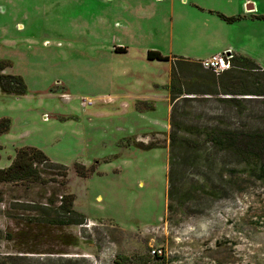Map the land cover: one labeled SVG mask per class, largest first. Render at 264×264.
<instances>
[{
  "label": "rangeland",
  "instance_id": "1",
  "mask_svg": "<svg viewBox=\"0 0 264 264\" xmlns=\"http://www.w3.org/2000/svg\"><path fill=\"white\" fill-rule=\"evenodd\" d=\"M184 1L0 0L3 73L27 85L0 88V169L24 147L69 169L65 186L0 184V264H264V146L243 148L264 135V99L172 102L173 61L147 56L232 45L264 70V20L218 16L264 0ZM66 194L83 224L48 221Z\"/></svg>",
  "mask_w": 264,
  "mask_h": 264
},
{
  "label": "trees",
  "instance_id": "2",
  "mask_svg": "<svg viewBox=\"0 0 264 264\" xmlns=\"http://www.w3.org/2000/svg\"><path fill=\"white\" fill-rule=\"evenodd\" d=\"M218 16L228 23L246 19V16L242 15L226 16L218 13ZM252 18L264 20V15H256ZM117 51L125 53L126 49L118 48ZM147 56L152 61H173L172 80L168 86L172 102L185 96L197 98L198 96L219 97L226 95L231 96L228 99L235 102H239V100L235 99L238 96H254L264 99V70L250 57L232 52L230 69L216 74L213 70L203 68L201 61H193L189 58L177 56L170 58L163 56L158 51H149ZM8 66L9 63L0 62V88L8 94H25L27 85L21 76L5 75L3 73ZM9 128L10 121L8 119L0 120V134L7 132ZM225 137L232 145H235L241 138L233 134L225 135ZM247 138H252L255 142L241 147L249 150L264 146V135L255 134ZM219 141L222 143L221 138H219ZM149 148L153 147H146V149ZM68 171L67 166L51 161L43 151L33 147H24L16 152V157L10 167L0 169V184L30 183L37 185L60 184L65 186ZM75 171L79 177L89 178L94 172V168H87L83 164L77 163ZM261 172L264 173V168H261ZM171 174L170 183L172 184L174 178L173 170ZM61 197V204L56 208L55 217L48 221L59 226L83 224L85 217L74 209L75 196L66 194ZM52 205H54V202H52Z\"/></svg>",
  "mask_w": 264,
  "mask_h": 264
},
{
  "label": "built area",
  "instance_id": "3",
  "mask_svg": "<svg viewBox=\"0 0 264 264\" xmlns=\"http://www.w3.org/2000/svg\"><path fill=\"white\" fill-rule=\"evenodd\" d=\"M232 51L228 50L222 54H217L211 58L201 61L203 68L213 70L216 74H220L231 67ZM154 256H163L164 250L156 248L152 251Z\"/></svg>",
  "mask_w": 264,
  "mask_h": 264
},
{
  "label": "crops",
  "instance_id": "4",
  "mask_svg": "<svg viewBox=\"0 0 264 264\" xmlns=\"http://www.w3.org/2000/svg\"><path fill=\"white\" fill-rule=\"evenodd\" d=\"M184 2H185L186 5L188 4V0H185ZM196 4L198 5L199 3H196ZM193 5H195V3ZM197 5H195V6H197ZM197 7L200 8L199 6H197ZM203 8H204V10H210L207 7H203ZM254 9H255V6L252 3L249 2V3H247V6H245V11H244V3H243V6H241V9L239 10V13L237 15L246 16V19L247 18H252L253 16L257 15V14H255V10ZM228 50H231L232 52H235L236 54L242 55V53L237 51V49L235 47H233L232 45H229V46H223V47H221L219 49H216L213 53H211L209 56H206L202 60L211 58L212 56L217 55V54H222V53H224V52H226ZM189 59H191L193 61H202V60H198V59H195V58H189Z\"/></svg>",
  "mask_w": 264,
  "mask_h": 264
}]
</instances>
